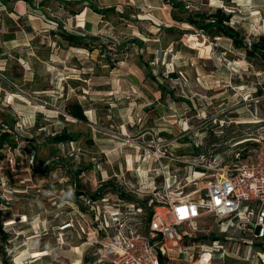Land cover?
Listing matches in <instances>:
<instances>
[{"label": "rangeland", "instance_id": "obj_1", "mask_svg": "<svg viewBox=\"0 0 264 264\" xmlns=\"http://www.w3.org/2000/svg\"><path fill=\"white\" fill-rule=\"evenodd\" d=\"M20 1L0 0V140L7 139L0 144V229L7 240L0 239V264H111L84 245L81 232L59 230L74 215L70 206L83 211L70 189L73 180L92 196L100 176L91 174L96 164L102 171L125 172L127 156L134 171L125 182L131 191L142 188L135 169L146 172L148 164L132 166L138 141L152 128L177 135L178 123L186 119L193 127L203 124L178 142L174 155H196L193 142L200 138L205 147L228 152L254 128L233 121L264 116V64L248 60L226 38L207 39L173 20L166 0H30L24 10ZM175 1L189 12L222 9L246 42L264 36V0ZM63 33L78 37L82 47L69 45ZM68 103L82 106L85 122L66 113ZM149 167V175L158 169ZM180 175L184 193L207 180L186 185ZM217 223L198 222L208 230L194 232V243L220 239L231 249ZM227 235L248 238L233 228ZM252 255L249 261L241 253V260L212 264H262L264 241ZM195 260L196 255L186 261L175 257L172 264H198Z\"/></svg>", "mask_w": 264, "mask_h": 264}, {"label": "built area", "instance_id": "obj_2", "mask_svg": "<svg viewBox=\"0 0 264 264\" xmlns=\"http://www.w3.org/2000/svg\"><path fill=\"white\" fill-rule=\"evenodd\" d=\"M221 123L218 127H224ZM233 123L254 128L252 133L230 144L228 152L207 148L200 138L198 143L193 142L199 153L191 157L176 156L175 149L179 148V141L203 123L193 127L186 119L178 123L180 132L177 135L165 128L149 129L144 134L149 139L143 136L138 141L132 161V166L133 163L148 164L146 172L140 166L135 169L139 178L138 172H143L142 188L131 191L125 182V175L134 171L128 168L127 157L125 172L101 178L92 196L73 180L70 189L83 206V213L70 206L74 211L70 214L74 215L62 221L59 230L81 232L84 245L96 248V253L111 264H172L175 257L186 261L194 259L195 255V263L212 264L228 259L241 260V253H245V261L251 260L255 244L264 241V116L252 115V119L234 120ZM69 142L72 151H77L73 141ZM33 160L31 156L30 164ZM152 164L158 169L149 175ZM170 164L178 167L171 170ZM95 171L103 172L99 163L91 174ZM180 173L185 175L186 185L196 179L207 180L196 190L184 193L180 188ZM112 177L114 184L110 185ZM159 177L158 186L156 179ZM137 200L143 201L145 208L140 207ZM208 218L219 222L218 231L224 235L225 243L232 244L231 249L221 245L220 239L211 240L209 245L193 241L189 246L182 244L184 238L192 240L194 232L208 230L198 226V222ZM230 228L248 238L243 237L241 242L227 235ZM110 230L114 234L110 235ZM260 260L264 264L263 258Z\"/></svg>", "mask_w": 264, "mask_h": 264}, {"label": "trees", "instance_id": "obj_3", "mask_svg": "<svg viewBox=\"0 0 264 264\" xmlns=\"http://www.w3.org/2000/svg\"><path fill=\"white\" fill-rule=\"evenodd\" d=\"M28 5L31 3L30 0H23ZM171 5L172 19L181 23H186L192 28L199 32V35H204L207 39L215 40V38L222 37L230 40L234 49L242 51L248 60H257L264 64V36H259L252 41L245 40L244 36L235 30L229 24V15H227L222 9L217 8L212 13L207 14L201 10H195L189 12L183 2H177L175 0H166ZM92 7V6H91ZM93 11H97L92 8ZM179 14V15H178ZM63 40L69 45L74 47H82L81 40L69 34H62ZM149 76V75H148ZM65 111L72 118L80 122H85L86 118L84 115V110L82 106L78 103H68L65 106ZM62 137V136H61ZM60 137V138H61ZM58 138V139H60ZM7 141L3 136L0 140V144ZM64 140H59V142ZM58 164V163H57ZM49 168H43L42 172L46 173ZM1 215V212H0ZM1 227V225H0ZM1 240L6 243V234L0 229ZM193 242L196 241L195 238L192 239Z\"/></svg>", "mask_w": 264, "mask_h": 264}, {"label": "crops", "instance_id": "obj_4", "mask_svg": "<svg viewBox=\"0 0 264 264\" xmlns=\"http://www.w3.org/2000/svg\"><path fill=\"white\" fill-rule=\"evenodd\" d=\"M22 2V3H21ZM25 5H28L27 3H25V1H20L19 3H18V8H22L23 10H24V6ZM30 5V4H29ZM127 157V156H126ZM120 166H121V164H119ZM119 165H118V167H119ZM120 170V171H119ZM124 171H123V168H122V170L120 169V168H117L116 167V169L114 170V171H112V170H107V171H103V172H101V174H100V176L97 174V177H98V181H101L99 178L101 177V178H104V179H106L107 177H110V176H113L114 174H117V173H123ZM128 175H130V174H128ZM141 175V174H140ZM141 177V179H142V176H140Z\"/></svg>", "mask_w": 264, "mask_h": 264}, {"label": "bare ground", "instance_id": "obj_5", "mask_svg": "<svg viewBox=\"0 0 264 264\" xmlns=\"http://www.w3.org/2000/svg\"><path fill=\"white\" fill-rule=\"evenodd\" d=\"M43 255H44V253H43Z\"/></svg>", "mask_w": 264, "mask_h": 264}]
</instances>
